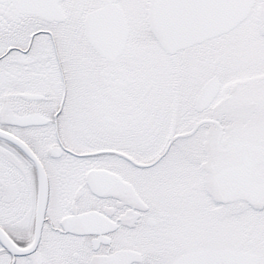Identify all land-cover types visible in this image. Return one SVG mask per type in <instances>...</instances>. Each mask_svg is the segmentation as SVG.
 Instances as JSON below:
<instances>
[{
    "label": "snow or ice",
    "instance_id": "obj_1",
    "mask_svg": "<svg viewBox=\"0 0 264 264\" xmlns=\"http://www.w3.org/2000/svg\"><path fill=\"white\" fill-rule=\"evenodd\" d=\"M0 264H264V0H0Z\"/></svg>",
    "mask_w": 264,
    "mask_h": 264
}]
</instances>
